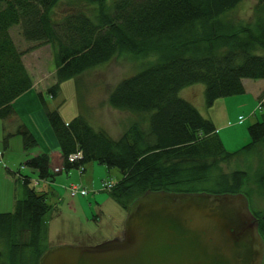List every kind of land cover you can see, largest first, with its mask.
Wrapping results in <instances>:
<instances>
[{"label":"trees","instance_id":"obj_1","mask_svg":"<svg viewBox=\"0 0 264 264\" xmlns=\"http://www.w3.org/2000/svg\"><path fill=\"white\" fill-rule=\"evenodd\" d=\"M59 1L0 0L3 146L10 136L19 135L22 164L34 170L39 179L53 180L48 155H30L37 138L12 107L13 100L32 86L22 61L24 54L9 32L18 25L25 40L36 41L37 46L48 44L53 51L54 81L37 92L36 99L64 171L89 161L107 169L115 167L120 178L107 195L124 211L146 190L246 196L248 171L226 173L218 164L251 153L260 156L264 150V107L260 120L246 128L249 141L227 152L212 120L203 117L179 90L202 84L203 103L210 108L217 98L242 94V79H264V0H257L251 24H236L227 17L241 0H112L110 4L85 0L92 5L88 13L69 8L55 20L54 7ZM121 50L153 56L139 70L119 78L106 93L109 107L134 116L120 137L114 139L93 128L80 114L64 121L57 108H48L44 92L55 98L60 82L73 78L76 84V76L108 62ZM77 150L81 158L68 161L67 156ZM4 173L12 178L18 169H5ZM251 174L264 187V168ZM28 182V176L22 175L23 197L15 198L11 212H0V230L12 234L15 242L21 234L27 235V247L21 243L18 248L24 251L29 247L26 263L36 264L46 247L41 245L40 235L50 205ZM251 213L264 245V214ZM12 248L17 249L14 244ZM1 257L0 264H5Z\"/></svg>","mask_w":264,"mask_h":264},{"label":"rangeland","instance_id":"obj_2","mask_svg":"<svg viewBox=\"0 0 264 264\" xmlns=\"http://www.w3.org/2000/svg\"><path fill=\"white\" fill-rule=\"evenodd\" d=\"M111 1L106 0V3L110 4ZM256 3L257 0H241L227 13V17L236 24H251ZM91 6L85 0H60L54 7L53 18L57 20L69 8L85 10L88 13ZM9 32L17 49L25 55L24 62L30 70L31 76H34L35 80H39L43 86H49L54 80V58L51 47L48 44L37 46L36 41L25 40L18 25L10 27ZM152 56V54L138 56L121 50L108 62L87 69L76 76V84L73 78L60 82L55 98H50L44 92L45 102L48 108H57L64 121H69L76 114H80L93 128L101 129L116 139L130 126L134 116L129 112L109 107L106 102V93L119 78L139 70ZM199 86L202 89V84L199 83L181 88L179 95L189 100L203 117L212 118L216 135L227 152L235 151L246 144L249 141L247 126L261 118L263 109H257L256 103L259 102L264 107V90L257 96V99L249 97L248 94L233 95L218 98L210 108H206L200 95ZM236 99L239 101L241 99L238 106L233 102ZM253 110L254 114L251 113ZM1 139L0 121V212H11L15 198L23 197L22 175L28 176L29 187L37 194L46 192L45 200L50 205L43 216L40 235L42 246L70 242L71 244L75 242L81 245H93L119 233L125 211L107 195L106 190L102 189L104 179L113 183L120 178V173L115 167L107 169L103 164L89 161L83 164V168L86 170L82 172L81 178L77 176L67 179L66 176L58 174L52 181L42 180L27 166L22 165L24 155L20 136L16 134L10 136L6 146H3ZM218 165L226 173L235 169L248 171L249 175H247L244 185L248 207L251 211L264 214V187L251 174L256 169L264 168V150L258 157L251 153L244 158H232L227 162H220ZM5 167L12 172L18 169V173H15L12 178L7 177L3 171ZM72 170L75 171V169ZM60 176L62 177L60 178ZM87 180L91 181L94 189H90ZM34 181L37 182L36 185H33ZM70 183H78L87 190V195L81 196L83 198L80 204H84L86 211H88L87 204H91L88 212H91L92 216L87 215L88 221L85 220V209H79V197H70L68 191L66 193L59 189L60 186L66 187ZM203 188L211 190L209 185H203ZM53 191L58 197L51 193ZM92 196H95V200ZM87 198H89V202ZM68 204L72 208H76L75 213L69 209ZM72 227L76 228V233L73 236H68L65 232H69ZM26 241L27 235L25 234H21L15 242L12 234L0 230V251H2L0 254L3 256L1 261H4L5 264H29V261L26 263V260L30 257L31 249L28 247L23 251L18 248L21 243L26 245L24 243ZM13 244L17 249L12 248ZM15 252L18 255L17 260L14 259ZM261 264H264V252Z\"/></svg>","mask_w":264,"mask_h":264},{"label":"water","instance_id":"obj_3","mask_svg":"<svg viewBox=\"0 0 264 264\" xmlns=\"http://www.w3.org/2000/svg\"><path fill=\"white\" fill-rule=\"evenodd\" d=\"M263 251L244 194L146 190L116 236L48 245L36 264H261Z\"/></svg>","mask_w":264,"mask_h":264},{"label":"crops","instance_id":"obj_4","mask_svg":"<svg viewBox=\"0 0 264 264\" xmlns=\"http://www.w3.org/2000/svg\"><path fill=\"white\" fill-rule=\"evenodd\" d=\"M24 57H25V55L22 56L23 64L31 76V72L24 62ZM31 78H32L31 88H29V90H27L23 94L19 95L15 100H13L12 107L15 110V112L18 114V116L21 118V120L24 122V124L27 126V128L37 137V145L31 151L30 155H35V154H39V153H46L48 155V158H49V166L50 167L59 166L60 165L59 152L57 150L54 138H53L50 130L48 129L47 123H46V121L42 115L41 109H40L38 101L36 99V93L44 91V89L46 87L43 86V84L40 83L39 80L38 81L35 80L34 76L33 77L31 76ZM53 81L54 80H52V83H53ZM242 85H243V93L239 94V95L248 94L249 97H252L253 99H257V96L261 93V91L264 90V79H242ZM198 88L200 90V95L202 96L201 86H199ZM263 96H264V93H263ZM263 96H262V102H263ZM238 101H239V99H236L235 101H233L236 106H238L240 104L241 99H240L239 103H238ZM222 104H225V103H222ZM256 107H257V103H256ZM253 112L255 113L254 110L251 113H253ZM210 119L212 120V118H210ZM212 122H213V120H212ZM5 169H8V168L5 167L3 171H5ZM85 170L86 169L83 168L82 172H85ZM31 171L36 175V172L34 170H31ZM82 172L78 173L77 170H75V171L70 170L68 173H63V172L56 173L55 176L56 175L58 176V174H62L64 176H66L67 179H71V177H77V176L81 178ZM5 176L9 177L6 174H5ZM55 176H54V178H55ZM61 177L62 176H60V178ZM67 179L65 180V183H66ZM87 181H88V185L90 186V189L91 188L94 189L91 181L90 180H87ZM59 189H62L61 190L62 192L65 191L67 193L66 187L60 186ZM41 193H43L44 198H46V192H41ZM51 193L55 194L56 192L53 191ZM56 196L58 197V195H56ZM77 197H79V202H78L79 209L80 208L85 209L84 204H82V205L80 204L81 199L83 197H81V196H77ZM92 197L95 200V196H92ZM88 199L89 198H87V201H88ZM68 206H69V209L71 211H73V213L76 212L75 207L72 208L70 206V204H68ZM90 208H91V204L88 203L87 204L88 211L90 210ZM85 211H86V209H85ZM88 211L85 212V220H87V221H88L87 215H91L90 214L91 212H88ZM65 233H67L68 236L69 235L73 236L76 233V228L72 227V229L69 232H65ZM73 243H75V242H73Z\"/></svg>","mask_w":264,"mask_h":264},{"label":"built area","instance_id":"obj_5","mask_svg":"<svg viewBox=\"0 0 264 264\" xmlns=\"http://www.w3.org/2000/svg\"><path fill=\"white\" fill-rule=\"evenodd\" d=\"M81 157V152L79 150L75 151L74 153H71L67 156V160L72 162L74 160L80 159ZM53 171H58V168L55 167ZM112 186V183H110L108 180H103L102 181V189H109ZM68 191L71 196L74 195H85L86 194V189L81 187L77 183H70L68 185Z\"/></svg>","mask_w":264,"mask_h":264},{"label":"bare ground","instance_id":"obj_6","mask_svg":"<svg viewBox=\"0 0 264 264\" xmlns=\"http://www.w3.org/2000/svg\"><path fill=\"white\" fill-rule=\"evenodd\" d=\"M37 98V97H36Z\"/></svg>","mask_w":264,"mask_h":264}]
</instances>
